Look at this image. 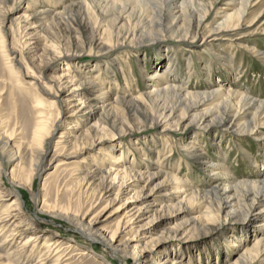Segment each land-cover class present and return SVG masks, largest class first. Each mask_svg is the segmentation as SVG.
<instances>
[{"label":"bare ground","instance_id":"bare-ground-1","mask_svg":"<svg viewBox=\"0 0 264 264\" xmlns=\"http://www.w3.org/2000/svg\"><path fill=\"white\" fill-rule=\"evenodd\" d=\"M58 1H61V4H63L62 9L53 11L52 15L48 16L51 17V20L43 25L40 24L39 29L29 31L25 25L18 27L17 33L25 49L23 62L17 59L16 50L13 46L8 48L11 55L6 56V60L10 63L12 73L16 74L17 77L18 73H23L29 78V80L25 81L24 79L22 81L18 79L16 80L17 82L29 85H41L43 90L52 98L46 102L49 107L57 105L59 98L63 97L62 100H64L63 104L58 105L54 123L47 125L46 121L50 114L48 110H42L40 104L43 100L37 96L38 98L31 105V110L34 113L32 112V116L29 117L32 130L27 145H24L23 141L16 144V134H19V132L17 133L15 127L8 130V121L2 115L0 116V155L5 156L7 162H15L14 167H11V171L13 170V172L8 174L10 176L9 182L12 185L17 184L18 186H22V183L18 181V176L23 179L24 176H29L33 171H35L34 175L39 174L38 163L44 158L47 140L54 134L56 125L59 122L63 123L64 131L60 134V139L57 140L58 144H62L60 147L62 155H59L64 157V161L61 164L64 166V169L73 168V173L70 176L71 180L66 186L69 185L73 189L74 186L80 185V189L84 193L92 195L94 198L97 196V199L105 198L108 204L112 201V198H109V196L111 197V187L119 177L121 178L120 187L124 183H127L124 185L126 187L124 190H127L125 197L127 204L125 208H129L128 213L133 212L130 216L128 214V217H125L126 219L118 220L114 231L110 234L103 233L96 221L83 224L82 219L74 220L66 215L65 212H58L56 214L60 218L75 224L85 238L90 240L96 239L114 253L125 255L124 252L129 251L130 240L132 241V239H126V242L120 244L117 243L116 234L122 226H125L127 222H130L135 215L141 212V206L137 207L131 204L143 193L145 185L140 186L137 190L135 189L139 186V181L142 179H149L152 176L162 174L160 170L150 172L146 159L149 160V156L152 155L153 151L157 153L161 151L158 148V145H161L159 142L169 146L168 142L176 141L185 157L188 158L187 164L198 163L197 165H199L200 163L209 177L211 175L215 176L214 183L211 186L208 184V178L203 188L195 191L192 189V184L189 185V182L183 181L178 177V173L163 172L165 173V181L167 183L170 181L176 183V188L180 189L179 191H182L181 193L184 194L179 201L182 202L185 199L192 200L198 196L202 200L201 202L205 201V216L207 220H210L209 230L213 231L217 229L216 227L222 225L223 220L227 221L229 217L245 219L247 224L251 225L252 221L249 218L253 216L252 210L253 208H258L259 210L255 212V215L263 219L260 224L261 229L254 230L253 228L250 231L259 237L253 241L250 247H245L238 254L239 256L228 264H264V172L259 170L252 171V173H249V177L241 179L232 177L226 166L224 155H216L215 161L206 156L205 151L201 148L203 143H201L202 138L216 140L218 136L223 138V136L226 137V135L230 134L238 142L247 137V139H251V141H254L259 146L260 149H258L259 152L256 157H260V163L264 164V98L252 95L248 91V87L237 89L238 87L224 86L219 83L220 79H216L214 82L211 81V69L213 67H216V70L223 71L225 73L223 75H228L231 72L233 58L224 50L226 45L224 44V36L238 31L236 33L237 37L234 39H241L244 35H253L254 33H258L259 30L264 33V27L258 28L256 26L253 29L248 28L255 25L254 23L261 12L259 11L256 15H253L251 19L249 18L251 9L255 6V4H252L254 0H228L227 5L231 4L233 5L232 7H222L218 11L215 9L213 16L215 20L212 19L206 25L208 27V36L213 37L207 39L204 36L200 38L201 42L196 41V38L200 37V29L204 24L205 18L211 13L214 3L210 2L207 6L205 5L206 3L203 4L200 0H118L121 4V9L119 8L120 16L117 18L114 16L111 23L107 24V27L103 26L105 28H102L100 23L95 20L93 26H98V30L92 26L90 31L88 27L91 21L88 20L84 26L89 30L88 33L78 26V37L75 39L76 43L79 44H75L74 49L69 46L68 42L62 43L58 40L59 38L57 39L49 32V29L54 27L53 23L55 20L65 19L64 14L69 8L65 0ZM89 1L94 3V0ZM97 1L104 2L106 5L110 4L108 0ZM15 3L17 1L12 0L13 6H15ZM2 4L3 0H0V9L4 6ZM111 5L113 6V4ZM89 7L91 5L87 0L78 5V10L82 9L83 17L89 16L83 19H92L89 14ZM43 10L45 11L46 7L39 9L36 12L37 16L40 17L39 19L43 16L48 19L45 14L42 15L44 13ZM122 13H126V15L123 14V17ZM124 18L130 19L131 25L125 22V24L118 26ZM40 32H45L52 39L48 38V44L42 42L40 48L35 47L29 53L28 45L31 44L33 39L37 40L41 38ZM158 33L169 36L171 39L182 44L181 46L184 45L185 50L189 46L191 47L189 50H192V46H194L197 49L205 48L215 53L213 57L214 66H211L212 63L209 60H203V65L199 68V71L203 72L204 80L206 78V83L199 87H186V79L188 81L193 75L196 77L199 73L190 71L193 68L189 65H184L185 71L182 72L183 68H176L175 64L178 63L177 58L179 54L174 50V46L172 45L163 48V50L156 49L154 52H151L153 64H162L164 70L162 68L156 69L153 73L155 75L154 79L150 80L149 76H147L148 80L142 85L143 88L138 95H134V92L130 93V91H134L131 86L125 95L116 94L114 97L109 96V89L112 90L120 87L119 80L116 82L117 85L112 84L114 83V77L112 76L111 78L110 74L116 73L112 69V65H115L114 63L116 62L113 59L114 57L111 56L92 61L88 68L86 66L88 70L80 74L73 71V73L71 72L72 74L68 72L62 73L55 79L46 77L48 81L53 82V86H56V92H49L40 82L41 78L45 76V72L54 69L55 64L60 59L69 63L67 66L73 67L77 63L74 60L77 51L83 48H86L90 52H105L107 55H114L112 53L115 51L124 50L125 54L127 53L126 55H128L133 52L130 46L136 48L139 46L137 42L142 38ZM106 34L107 36H105ZM251 40L253 39L251 38ZM0 44L2 48L4 44L2 35H0ZM78 48L80 50H75ZM176 48H179V46L176 45ZM244 48L248 49L251 55L264 62V51L262 49L249 44H245ZM55 49H59V53L63 54L62 58L60 56H53V54L51 55V51ZM149 55L150 53L144 54V60L140 62L141 72L143 71V73L146 71L147 66L151 67ZM44 56L47 57V60L42 62L41 59ZM185 58L186 63H188L189 57L185 56ZM36 60L39 61L36 62ZM120 60L125 61L123 56H121ZM119 67L122 71L126 70L124 65H119ZM166 71L167 73H165ZM182 78L184 79L182 80ZM128 83L129 81L126 79L123 87H127ZM85 87L88 89V92L86 90L83 91ZM94 90H97L98 93ZM62 93L65 94L62 96ZM86 102L90 104V107L85 106ZM85 107L89 109L85 111ZM88 114H91L89 117L94 119V123L84 127L79 126V118L76 117L81 115L84 120ZM134 121L138 122L135 129H133V126H126V122L132 123ZM192 123H195L202 130L201 132L203 133L201 135H198L200 133L197 132L195 134L188 133V126ZM157 127H160V132L165 134L164 139L160 135L152 133L150 137H146L150 143L146 144L143 141L146 149L133 145V151L143 155L142 162L137 163L133 159L129 162L130 165H126L122 163L123 158L121 154L113 156L112 161H107L106 157L100 160L96 159L93 165H88V162L86 163L83 159L78 160V162L84 164H77L78 162L76 163V160L73 159L78 155H82L83 152H87L89 149H94L103 141L109 139L108 137H111L112 134L122 136L131 134L135 130H154ZM215 127L218 130L215 131ZM207 130L209 131L206 133ZM171 132L174 133L172 134L173 137L167 135ZM147 133L150 134L149 132ZM236 146H238L239 150L241 145L237 143ZM98 149L96 153L99 154L101 153V148ZM213 150L219 153V149L217 150L216 147H213ZM103 153L104 155H108L109 151L108 153L107 151ZM242 153H244L247 161H250L252 167L257 168L258 160L246 151ZM86 157L89 156L87 155ZM5 174H7V171L4 163L0 161V236L5 233L8 224L13 219H17V221L7 236L0 241V264H69L67 261L71 256L61 253L62 250L58 244L53 242L52 239L46 240L47 237L42 241V245L46 246L45 249L41 251L36 261L31 262V258H33L35 253L32 250L40 247V234H30L20 239L24 233L21 228L22 224L25 225L24 229L26 231L30 229L31 223L24 222L20 216L22 211L18 193H12L1 188L3 175ZM109 177L110 181L107 182V178ZM131 179L132 181L127 182ZM131 191L133 192L130 193ZM237 192L242 193V199H240L241 197H237ZM31 197L32 200L35 199L33 194ZM248 201H250L248 209H243V204L240 203ZM4 202H7V205L4 209H1ZM222 211L226 215L220 218L219 214ZM224 217L227 218L225 219ZM150 222L152 220L148 219L147 224ZM250 225L242 229L245 230ZM18 227H20L19 230H17ZM194 227V229L200 231L205 230L204 226L197 225L196 222ZM180 230H171L169 234H178ZM245 233L246 235L248 234L247 232ZM250 235L252 234L250 233ZM17 237L19 238L18 243L14 244L13 239L15 238L16 240ZM238 239L239 242L244 241L243 239ZM166 240V238H162L160 241L163 243L162 245L166 244ZM72 245L69 242L68 246L72 247ZM162 245L156 244L155 246L159 247L152 250L150 256H148V250L144 254L137 255L135 259L136 264H186V262H192L189 258L183 259V252L167 253L163 251ZM222 245L224 249L229 250V248L238 246V243L225 239ZM71 249L69 248L68 250L70 251ZM140 251L142 252V250ZM81 252L82 254L86 253L84 249ZM86 258H89V256ZM142 259L147 260L138 262V260ZM78 264L81 263L78 262Z\"/></svg>","mask_w":264,"mask_h":264},{"label":"rangeland","instance_id":"rangeland-1","mask_svg":"<svg viewBox=\"0 0 264 264\" xmlns=\"http://www.w3.org/2000/svg\"><path fill=\"white\" fill-rule=\"evenodd\" d=\"M16 1L17 3H15V6H13L12 0H3L2 5L4 6L2 9H0V35H2L4 41L2 48L0 44V116L2 115L8 121V130H11L12 127H15L17 133L19 132V134H16V144L23 141L24 145H27V141L30 139L29 136L32 130L29 117H31L34 113V111L31 110V105L34 104V101L38 98L37 96L43 100L40 104L42 110H48V113L50 114L46 124L51 125L54 123L57 116L58 105L60 106L64 103L62 96L65 93H62V98H59L57 105H52L50 107L47 106V100L52 98H50L45 90H43L41 85H29L16 81L18 79L20 81L24 79L25 81L29 80V78L23 73H18V77L16 74L12 73L10 63H8L6 60V56L11 55V52L8 51V48L13 46L16 50L17 59L23 62L25 49L23 47L22 40L19 39L17 33L18 27L25 25L29 31L39 29V25H43L47 21H50L51 17L48 16H51L53 11L55 12L58 9L61 10L63 4H61V1L58 0ZM65 1L69 6V8L66 10V13L64 14L65 19L55 20L53 23L54 27L50 28L49 32L57 39L59 38L58 40L62 43L68 42L72 49L75 48V44H79L76 43V37H78L77 32L79 30L78 26L81 27L84 32L87 31L89 33V30L84 27L86 21H91L88 27L91 31L95 20L100 23L102 28H105L107 27V24L109 25L111 23L114 16H116V18L120 16L119 8L121 4L118 0H108L110 3L109 5L97 0H94V3H91L89 0H87V2L91 5V7H89V14L92 18L91 20L83 19L89 16L86 15L83 17L82 9L78 10V5L84 0ZM200 1L203 2V4L206 3L205 5L209 4L210 2L214 3V6L211 13L205 18L204 24L200 29V37L196 38V41L198 42H201L200 38H203L204 36H206L205 38L207 39L213 37L208 36V27L206 25L213 19L215 9L218 11L222 7L230 8L233 6L231 4L227 5L228 0ZM255 1L256 0L252 2V4H255V6L251 9L249 18L251 19L253 15H256L259 11L261 12L254 23L255 25L248 27L250 29H253L256 26H258V28L264 27V0ZM111 4H113V6ZM45 7L46 12L43 10L44 13H42V15L45 14L48 19H46L45 16L39 19L40 17L37 16L38 14L36 12L39 9H43ZM123 14L126 15V13H122L123 17ZM125 22L131 25V20L124 18V20L119 23L118 26L125 24ZM93 27L98 30V26ZM102 28H100V30H102ZM237 32H233L230 35L224 36V44H226L224 50L229 54V56L231 55L233 58V69L231 66V72L228 75H223L225 74L223 71L216 70V67H213V69H211V81L214 82V80L220 79L221 81L219 80V83L223 84L224 86H231L233 88L238 87L237 89H245L248 87V91L252 95L264 98V62L251 55V52L244 48L245 44H249L264 51V33L259 30L258 33H254L253 35H244L241 39H234L237 37ZM40 35V39H33L31 44L28 45L29 53H31L35 47L40 48L42 42L48 44L49 39H52L48 37L45 32H40ZM105 36H107V34ZM251 38L253 40L250 41ZM137 43H139V46L136 48H132V46H130L133 52L129 53L128 55H126L127 53L125 54L124 50L115 51L112 53L114 55H107L105 52H90L86 48L80 50L79 47L78 49H75L80 51H77V55L74 59L77 63L74 64L73 67L67 66L69 63L60 59L55 64L54 69L47 70L45 72L46 74L43 76V78H41L40 82L49 92H56V86H53V82L48 81L46 77L55 79L62 73H73V71H76L77 74H80L88 70L86 69V66L88 68L92 61L111 56L114 57L113 59H115L116 62L114 63L115 65H112V69L116 73L113 75L110 74L111 78L112 76L114 77V83L112 84L117 85L116 82L119 80L118 83L120 87L112 90L109 89V96L114 97L116 94L121 96L125 95L131 86L134 91L132 90L130 93L134 92V95H138L143 88L142 85L148 80L147 76H149L150 80L154 79L155 75H153V73L156 71V69L162 68L164 70L162 64H153L151 52H154L156 49L163 50V48H166L169 45L174 46V50L180 56L177 58L178 63L175 64L176 68L180 69L183 68L184 65H189L193 68L190 71H196L197 74L199 73L196 77L193 75L188 81L186 79V87H199L206 83V78L204 80L203 72L199 71V68L203 65V60H209L212 63L211 66H214L213 57L215 53L205 48L197 49L194 46H192V50H189L191 49L190 46L185 50L184 45L181 46L182 44L162 33L144 37ZM176 45H178L179 48H176ZM214 50L216 51L217 49ZM149 53L150 55L148 58L151 61V67L147 66L146 71L143 73V71L141 72L140 62L144 60V54L147 55ZM52 54L56 57L60 56V58L63 56L62 53H59V49L52 50L51 55ZM121 56H123L125 61L120 60ZM185 56L189 57L190 59L187 60L188 63H186ZM46 58L47 57L44 56L41 59L42 62L47 60ZM38 61L39 60H36V62ZM119 65H124L126 70L122 71ZM182 71H185V68H183L181 72ZM165 73H167V71ZM126 79L129 81V83L127 84V87L124 88L123 86L125 85ZM183 79L184 78H182V80ZM84 90L88 92L86 87L83 88V91ZM97 90L94 91L98 93ZM85 106L90 107V104L86 102ZM88 109V107L84 108L85 111ZM177 114H179V112H177ZM78 116L79 117L76 118H79L78 125L81 127L94 123V119L89 117L91 114H88L84 120L82 119L81 115ZM137 123L138 122L136 121L132 123L126 122V126H133V129H135ZM188 128L189 134H195L197 132L200 133L198 135H201L203 133L195 123L190 124ZM214 130L216 131L218 129L215 127ZM63 131L64 124L59 122L55 127L54 134L47 140L44 158L38 163L39 174L34 175L35 171H33L32 174L27 177L24 176L23 179L18 176V181L22 183V186H18L17 184L12 185V183L9 182L10 176L8 174L13 172V170L11 171V167H14L15 162H7L5 160L6 157L0 155V161L4 163V167L7 171V174L3 175L1 188L12 193H18L22 211L20 216L24 222L31 223L30 229L26 231L24 229L25 225L22 224L21 228L24 233L21 235L20 239H23L30 234H40V247L36 248L37 250H32L35 253L33 258H31V262L36 261L41 251L45 249L46 246L42 245V241H44L43 239L46 237V240L52 239L53 242L58 244L62 250L61 253L71 256V258L67 261L69 264H78V262L81 264H136L135 259L137 255L144 254V252L148 250L149 252L147 253L149 255H147L150 256L152 254V250L159 247L155 245H162L163 243L160 241L162 238H166V244L162 245V250L167 253L183 252L184 260L188 258L192 260V262H186V264H228L235 260L239 256L238 254L245 247H250L253 241L259 237L257 234H254V232L250 231L253 230V228L254 230H257L258 228L261 229L260 224L262 223L263 219L260 216L258 217L255 215V212H258L259 210L258 208H253V216L250 218L248 217L252 221L251 225L247 224L245 219H236L234 217H229L228 219L226 217L227 221L223 220L222 225L216 227L217 229L213 231L209 230L210 220H207L205 216V201L201 202L202 200L199 199V196L197 198L194 197L192 200L185 199L182 202L179 201L184 196V194L181 193L182 191H179L180 189L176 188V183L173 181L167 183L165 181V173L163 172L169 171L171 174L178 173V177L183 181L186 180L189 182V185L192 184V189L195 191H199L201 188H203V185L207 183L208 178V184L211 186L214 183L215 176L211 175L210 178L200 163L199 165H197L198 163H190L191 165L187 164L188 158L185 157L178 143L173 141L168 142L169 146L163 145L162 142H159L161 145H158V148L161 151L158 153L153 151V153H151L152 155L149 156V160L146 159V162L150 167V172L160 170L162 174H158L152 176L149 179L145 178L139 181V186L135 190L143 185H145V187L140 197L137 200H134L131 205H136L137 207L141 206V212L134 216V218L130 221L131 223L127 222L125 226H122V228L118 230L116 234L117 243L120 244L126 242V239H132V241L130 240L131 244L129 251L124 252L125 255L114 253L111 249L106 247V245L97 241L96 239L90 240L85 238L75 224L60 218L56 213L65 212L66 215L70 216L74 220L82 219L83 224L96 221L98 227H100L103 233L110 234L112 231H114L118 220L126 219L125 217L130 216L133 211L128 213L129 208H125L127 204L125 201L127 190H124L126 188L124 185L127 183H124L120 187L121 178L119 177L117 180H115V183L111 187V197L109 196V198H112V201L108 204L107 199L105 198L97 199V196L94 198L92 195H87L84 193L82 189H80V185L74 186L73 189H71L69 185L66 186L71 180L70 176L73 173V168L64 169V166L61 164V162L64 161V157L59 155H62V153H60V147L62 144H58L57 140L60 139L59 136ZM160 131L161 128L157 127L154 130H135L131 134L122 136L112 134L111 137H108L109 139H106L94 149H89L87 152H83L82 155H78L73 159L76 160V163L78 160L83 159L86 161V163L88 162V165H93L94 160L96 159L100 160L103 157H106L107 161H112L113 156H118L121 154L123 158L122 163L130 165L129 162H131L133 159L138 163L143 159V155L135 153L133 151V145H138V147L146 149L143 141L146 144L150 143L146 137H150L152 133H156V135H160L163 137L162 139H164L165 134L161 133ZM208 131L209 130H207L206 133ZM172 134L174 133L171 132L167 135L173 137ZM234 140L235 138L230 134L226 135V137L223 136V138L218 136L216 140L202 138L201 143H203L201 148H203V151H205L206 156H209L215 161L217 156L224 155L226 166L229 169V174L232 177L241 179L243 177H249V173H252V171L254 172L259 170L264 172V164L260 163V157H256L257 153L259 152L258 149H260L259 146H257L254 141H251V139H247V137L242 140H245L243 143L241 140L238 142ZM237 143H240L241 145L239 150H245L239 151L238 146H236ZM181 145L183 144L181 143ZM213 147H216L217 150L219 149V153H216L213 150ZM98 148H101V153L99 154L96 153V151L99 150ZM104 151H107V153L109 151V154L104 155ZM245 151L258 160L257 168L252 167L250 161H247V159L244 157L245 155L242 152ZM87 155L89 157H86ZM77 164L84 163L78 162ZM109 181L110 177L107 178V182ZM129 181H132V179L128 180L127 182ZM27 188L28 190H26ZM132 192L133 191L130 193ZM31 193L35 198L33 200ZM236 195L242 199L241 192H237ZM249 203L250 201L240 204H243V209H248ZM6 205L7 202H4L1 206V209H4ZM225 215L226 213L224 211L219 214L220 218ZM148 219H151L152 222L147 224ZM12 221L8 224L5 233L0 236V241L11 231L17 219H13ZM194 221L197 225L204 226L205 230L200 231L194 229ZM247 225L250 226L245 230L242 229ZM19 229L20 227H18L17 230ZM174 229L181 230L178 234H169V231ZM142 232H144V234H142ZM245 232L248 234L246 235ZM250 233L252 235H250ZM238 238L243 239L244 241L239 242ZM18 239V237L16 240L15 238L13 239L14 244L18 243ZM225 239L235 241L238 243V246L235 248H229V250L224 249L222 243H224ZM69 242L73 244L72 247L68 246ZM69 248L72 249L69 251ZM82 249H84L86 253L82 254ZM140 250H142V252ZM87 256H89L90 259H85ZM143 260L147 259L138 260V262H142Z\"/></svg>","mask_w":264,"mask_h":264}]
</instances>
